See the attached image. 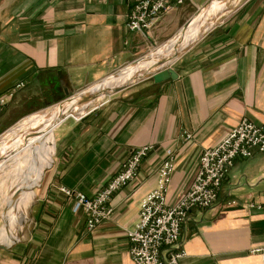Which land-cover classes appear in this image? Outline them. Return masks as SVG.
<instances>
[{"label":"crops","instance_id":"1","mask_svg":"<svg viewBox=\"0 0 264 264\" xmlns=\"http://www.w3.org/2000/svg\"><path fill=\"white\" fill-rule=\"evenodd\" d=\"M139 1L0 0V93L23 85L12 101L19 112L58 106L170 44L211 0H173V11L143 33L127 26ZM163 60L147 77L53 129L47 155L30 167L12 230L0 232V246H8L0 264H134L128 233L144 198L158 189L167 152L175 156L168 196L175 204L194 183L205 150L244 119L264 124V0H241L173 61L178 79L158 84L149 76L168 68H157ZM149 145L155 152L114 195L112 217L88 233L86 214L74 213V200L60 189L94 198L135 150ZM252 203H264L260 153L236 161L212 208L192 210L180 264H262L252 250L264 248V213L250 210Z\"/></svg>","mask_w":264,"mask_h":264},{"label":"built area","instance_id":"2","mask_svg":"<svg viewBox=\"0 0 264 264\" xmlns=\"http://www.w3.org/2000/svg\"><path fill=\"white\" fill-rule=\"evenodd\" d=\"M172 1L140 0L128 18V29L138 33L151 30L163 17L173 11ZM183 3L184 0L177 1L178 5ZM22 87L23 85H19L13 90L0 93V118ZM155 150L153 145L135 150L131 158L123 165L120 174L94 198H88L80 192L67 188L60 189L61 193L74 200V213L83 211L86 214L88 233H94L102 223L112 217L114 209L111 202L114 195L137 178L142 162ZM257 153L264 154V124L256 125L244 119L221 144L201 154L198 174L190 190L178 203L170 204L168 196L175 170V156L173 151H168L169 160L159 170L158 189L144 198L137 223L128 233L132 244L130 256L133 263L180 264V260L185 256L184 251L180 250L182 230L192 210L212 208L236 161L252 159ZM248 207L250 210L264 213V203H252ZM174 248H177L176 252H172ZM168 253H170L169 257L166 258ZM252 254L261 256L262 264H264V248L252 250Z\"/></svg>","mask_w":264,"mask_h":264},{"label":"bare ground","instance_id":"3","mask_svg":"<svg viewBox=\"0 0 264 264\" xmlns=\"http://www.w3.org/2000/svg\"><path fill=\"white\" fill-rule=\"evenodd\" d=\"M224 1L225 0H212V2L197 15L196 19L191 21L192 24H189L174 41L168 45L166 44L156 53L140 61L134 67L131 66L123 73L117 74L103 83L101 82L102 84L99 86H95L80 95L74 96L63 104L51 108L44 115L31 116L23 124L18 125L17 128L23 131L14 139L11 137L9 143L7 145L4 144V148L0 150V173L9 175L15 180L16 184H13L14 189L16 188L15 191L20 192L18 182L19 179L23 177V174L27 172L28 168L38 163L40 158L47 155L52 131L58 124L69 117H78L85 111L100 105L106 99V93H109V91L128 86L147 77L156 67V64L163 59V61L166 62L163 67L171 64L191 47L193 43L197 42L207 31L216 25V21L219 18L218 15L224 11V6L222 7L221 5ZM207 10L210 12L207 15V19L204 20L202 19L204 16L203 12ZM197 21L201 24H196ZM93 93H100L101 95L94 101L79 106V100L82 95ZM13 131L15 132V130ZM10 134H13L12 130ZM21 201L22 194L19 195L18 202H14V204L11 205V210L13 208L11 213L12 217L16 216ZM7 232L8 231L3 230L1 233L4 235Z\"/></svg>","mask_w":264,"mask_h":264},{"label":"rangeland","instance_id":"4","mask_svg":"<svg viewBox=\"0 0 264 264\" xmlns=\"http://www.w3.org/2000/svg\"><path fill=\"white\" fill-rule=\"evenodd\" d=\"M240 2H241V0H225L224 2H222L221 5H222V7L224 6V11H223V13L218 15L219 18L216 21V25H218L222 21L226 20L231 15V13L235 10V8L240 4ZM209 12H210L209 10L204 11L203 12L204 16H203L202 19L206 20L207 19V15H208ZM196 24L199 25L201 23L197 21ZM157 49L158 48H156V50ZM149 56H150V54H146L143 58H146V57H149ZM143 60H141V61H143ZM135 65H132V66L134 67ZM121 73H123V72H121ZM121 73H119V74H121ZM114 76H116V75H114ZM93 108H95V107H93ZM49 110H50V108H47V109L45 108V109L40 110L39 112H35V113L19 112L18 109L13 107V105L11 103L9 105V107L6 109V111L4 112V114L2 115V117L0 118V150H2V148H4V146L9 143V139L11 137H12V139H14L15 137H17L23 131L22 129L17 128L18 125L23 124L31 116L44 115ZM87 111H85L84 113H86ZM11 130H12L13 134H10ZM13 130H15V132ZM40 160H41V158H40ZM30 167L28 168L27 172L23 174V177H21L19 179V182L17 181L20 192L15 191L16 188L14 189V185L13 184H16V182H15V180L12 177H10L9 175H5V174L0 173V232L3 229H4V231L12 230V224H13L14 219L16 217H12V215H11V213L13 211V208L11 210V205H13L14 202H18L19 195L22 194V201L20 202L19 207L25 202L24 200H25V195H26L27 186H28V178H29ZM29 206H28V209H27L28 215H26L25 217L28 216L29 220H30ZM17 214H18V212H17ZM11 217H12V219H11ZM19 217H20V215H19ZM20 221H21V219H18V225L14 224V227H13L14 230H16L19 226H21V225H19ZM21 229L23 231L21 233H19L20 234L19 240H22V239H24L27 236V234L29 232V222L26 223V225L23 224Z\"/></svg>","mask_w":264,"mask_h":264},{"label":"water","instance_id":"5","mask_svg":"<svg viewBox=\"0 0 264 264\" xmlns=\"http://www.w3.org/2000/svg\"><path fill=\"white\" fill-rule=\"evenodd\" d=\"M212 2V0L209 2V4ZM208 6V5H207ZM174 62H172L168 68H162L160 70H157V72H154L153 74H150L149 77H152L155 81V83H163L169 80H177L178 79V75L177 73L171 68V66L173 65ZM165 63L161 62L157 68L159 67H163ZM136 83V82H135ZM132 84L122 87V88H116L113 91H109V93H106V97L115 95L120 93L121 91L125 90L126 88H128L129 86H131ZM101 94L100 93H93V94H84L81 96V99L79 100V106H83L84 104H88L92 101H94L95 99H97ZM73 97V96H72ZM69 97L67 100H69ZM66 101V100H65ZM64 101V102H65ZM64 102H61L60 104H63ZM59 105V104H58ZM69 119V118H68ZM67 120V119H66ZM7 247L6 246H0V251L1 250H6Z\"/></svg>","mask_w":264,"mask_h":264}]
</instances>
